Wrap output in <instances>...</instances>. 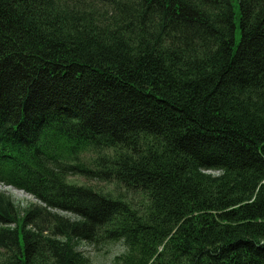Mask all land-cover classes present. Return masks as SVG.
Instances as JSON below:
<instances>
[{
	"label": "trees",
	"instance_id": "1",
	"mask_svg": "<svg viewBox=\"0 0 264 264\" xmlns=\"http://www.w3.org/2000/svg\"><path fill=\"white\" fill-rule=\"evenodd\" d=\"M0 187V264H264V0H0Z\"/></svg>",
	"mask_w": 264,
	"mask_h": 264
},
{
	"label": "rangeland",
	"instance_id": "2",
	"mask_svg": "<svg viewBox=\"0 0 264 264\" xmlns=\"http://www.w3.org/2000/svg\"><path fill=\"white\" fill-rule=\"evenodd\" d=\"M0 189L6 190L16 205L21 208L26 207L30 202H35L34 198L24 192L9 187H0ZM77 249L86 256L89 264H120L121 257L128 253L120 241L108 244L82 241L77 245Z\"/></svg>",
	"mask_w": 264,
	"mask_h": 264
},
{
	"label": "bare ground",
	"instance_id": "3",
	"mask_svg": "<svg viewBox=\"0 0 264 264\" xmlns=\"http://www.w3.org/2000/svg\"><path fill=\"white\" fill-rule=\"evenodd\" d=\"M22 192V191H21Z\"/></svg>",
	"mask_w": 264,
	"mask_h": 264
}]
</instances>
